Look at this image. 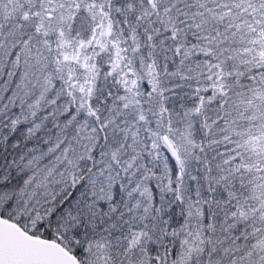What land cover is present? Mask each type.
<instances>
[{"label":"trees","instance_id":"1","mask_svg":"<svg viewBox=\"0 0 264 264\" xmlns=\"http://www.w3.org/2000/svg\"><path fill=\"white\" fill-rule=\"evenodd\" d=\"M0 217L81 264H264V0H0Z\"/></svg>","mask_w":264,"mask_h":264},{"label":"rangeland","instance_id":"2","mask_svg":"<svg viewBox=\"0 0 264 264\" xmlns=\"http://www.w3.org/2000/svg\"><path fill=\"white\" fill-rule=\"evenodd\" d=\"M47 14L49 15L48 21L45 23V29L46 31H52L55 30L58 27V23L57 21H53V16H52V12L48 11ZM45 31V32H46ZM39 47V43L37 42L36 46H34L33 49L30 50L29 53V64L27 66V70H26V77H25V85H23L24 87H26V90H29L30 93L32 92L31 88L35 89L37 87H35L36 85H38V82L43 81L44 83L47 82L49 77H43L44 71L47 70L48 68L51 67V65L53 64L54 58L52 57V53H53V49L51 46V43L47 42L46 44H42L40 48ZM125 50V49H124ZM123 52L118 50V49H109L107 51V53H109V55H113V57H111L113 60H118L119 59V54H115V53H121ZM125 52V51H124ZM38 68V69H37ZM41 68V69H40ZM145 72V71H144ZM42 75V77H41ZM49 76V75H48ZM138 82L132 81V86L136 85ZM41 93V92H40ZM29 94V93H28ZM36 100V98L34 99V101ZM39 101V100H38ZM38 101H35L33 106L31 105L29 107V111L34 109V108H38L39 104L36 103ZM29 117L28 114H24V116L21 119H18L17 121L13 120L9 123V128L14 127L16 124L20 125L21 124V129H24L26 133H30L32 131V127H30L29 124H26L29 122V120L27 119ZM25 124V125H24ZM42 126V125H41ZM39 126V127H41ZM153 127L154 128V132L150 130V128ZM156 127V129H155ZM146 128H148L147 132L145 134H147L146 136H148V138H146V141L150 143L151 147L153 148V150L155 151V153L157 151H159V146L165 147V149L169 152L170 158L174 159L176 162H180V158L183 159V152L184 149L179 147L178 144L173 143V141L169 138L168 140L165 138H161L160 135L157 133L159 130V128L153 124L150 126H147ZM20 136H22V134H20ZM153 139L156 140L158 139L159 142L157 141L154 144H151V142L148 139ZM171 149L174 150V152L171 151ZM68 155L67 153H64V157H66ZM82 156V155H81ZM84 159H85V164H90V160L88 158V154L85 153L84 154ZM110 160V159H109ZM110 162H112V160H110ZM110 162L108 161V164L110 165ZM85 166H83V168L81 170H79V175L82 174V172L84 171ZM105 181L107 182V185L109 186L112 183V176H111V170H107V172L104 174ZM150 180L147 178L146 180H144V182H142L141 184L144 185L145 187L149 185ZM146 187V189H147ZM104 189V185L103 182L98 184V187L96 189L95 193H102V190Z\"/></svg>","mask_w":264,"mask_h":264},{"label":"water","instance_id":"3","mask_svg":"<svg viewBox=\"0 0 264 264\" xmlns=\"http://www.w3.org/2000/svg\"><path fill=\"white\" fill-rule=\"evenodd\" d=\"M0 264H80V262L59 243L35 237L16 223L0 217Z\"/></svg>","mask_w":264,"mask_h":264}]
</instances>
